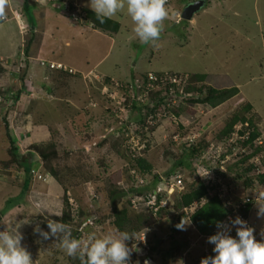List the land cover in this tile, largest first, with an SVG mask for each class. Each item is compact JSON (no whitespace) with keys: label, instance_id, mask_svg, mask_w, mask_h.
I'll return each instance as SVG.
<instances>
[{"label":"rangeland","instance_id":"obj_1","mask_svg":"<svg viewBox=\"0 0 264 264\" xmlns=\"http://www.w3.org/2000/svg\"><path fill=\"white\" fill-rule=\"evenodd\" d=\"M11 1L10 7L16 8L17 17L14 18L12 10L8 8L9 17L0 21V60L9 69L3 78L10 83V78L15 76L12 85H8L15 93L14 97L23 83L22 76L26 75H22V71L33 74L32 79L35 80L27 84L31 90L20 91L11 111H0V160H13L10 153L12 139L20 148L21 159L29 158L38 164L34 165L28 189L21 198L16 196L26 185L24 170L0 167V212L7 203L10 207L6 213L0 214V231L5 230L7 224L11 226L27 220L20 228L24 237L21 243L30 252L34 264L81 262L78 256H68L56 237L44 240L34 232L37 226L50 231L48 220L61 222L65 214H76L79 208L86 215L79 228V239L86 240L93 233H120L112 223L114 209L109 207V200L106 201V190L114 184L130 190L142 184L140 179L144 184H149L156 175L165 181L168 179L165 174L173 168L184 146L191 141L206 140L209 143L208 150L197 161L200 164L197 173L206 175L209 183L212 179L217 184L224 182L223 189L230 191L235 198L247 196L255 189L258 194L264 192V184L256 181L247 188L244 178H236L253 160L264 164V147L260 157L255 156L246 164L231 168L225 176H217L201 164L205 158L217 166L224 153L226 157L221 161V168L228 170L230 164L239 159L240 152L256 150L258 143H252L249 148L239 146L230 152L229 143L216 139L225 121L246 102H251L249 113L255 115L257 128L264 132V0H205L208 3L204 6L206 10L201 7L190 20L182 17L184 8L190 2L170 0L167 5L169 18L164 21V30L159 40L149 44H142L135 36L134 24L126 9L112 17L121 22L119 30L109 32L100 27L99 30L91 25L88 28L82 26L89 22L85 9L92 10L90 0H78L85 5L83 8L74 0H65V6L46 8V13H36V0H28V4L32 5L29 11H24V0ZM56 1L62 4L61 0ZM79 10L86 21L74 20L73 13L77 14ZM30 18L35 23L32 28L29 27ZM20 24L25 28H21ZM39 60L60 61L75 72L62 76L58 71H47L49 74L43 80L42 74L46 70ZM21 63L24 70L20 71ZM33 64L37 68H26ZM38 70L41 79L37 78ZM197 73L206 74L208 83L198 77L197 80L194 76ZM96 74L100 81H97ZM158 74L179 75L186 81H192L190 84L195 87L215 82L218 87H230L235 92L232 91L228 99L216 107L185 103V111L181 109L180 115H176L174 110L182 106V98L174 95L177 98L172 109L168 111L158 107L155 119L147 116L154 123H137L136 114L132 115L130 99L133 90L122 93L123 88L117 85L120 83L126 87L134 80L141 85L144 75H153L152 80H155ZM102 76H110L114 81H110V78L107 79L109 81L104 80ZM71 77L81 82L74 89L73 80L69 86ZM62 78L67 85L59 83ZM105 84L106 91L118 93L114 95L115 99L103 94L102 85ZM154 85L159 89L158 84ZM147 97L148 92L144 91L139 98ZM113 104L122 108L125 106V109L120 108L116 112ZM24 109H28L29 113L32 111L30 117L42 119L43 126H27L25 131L22 126ZM262 116L263 119H259ZM6 121L11 125L9 131ZM105 137L108 143L99 146V140ZM82 139L88 141L82 142ZM51 141L62 155L54 162L68 203L60 193L62 187L50 178L51 163H39L40 156L30 147ZM130 147L135 157H131ZM137 156L148 160L152 165L150 172L142 174L135 167ZM177 172L184 175L186 187L183 183L182 186L171 187L167 202L173 198L174 192L188 188L197 178V174L188 168L182 167ZM255 173L257 170L253 168L250 174ZM224 193L226 195L227 192ZM126 198L116 207L117 210L123 208L128 200ZM253 201L248 217L251 227L255 229L256 239L261 241L264 240V217L257 215L256 199ZM197 206L186 208L184 212L190 216ZM150 207L147 203L135 202L130 204L128 210L132 215H146L150 213ZM182 212L175 209L169 213L162 211L158 219L154 217L152 225L134 234V238L127 242L133 248V260L129 264H201L202 258L214 256L215 245L208 242V236L196 228L189 216L183 219L186 222L184 230H173ZM69 228L71 230V226ZM173 239L181 240L184 247L175 254L162 255L161 251L171 249ZM159 240L162 241L157 245L153 261L144 258L148 243L153 245Z\"/></svg>","mask_w":264,"mask_h":264},{"label":"trees","instance_id":"obj_2","mask_svg":"<svg viewBox=\"0 0 264 264\" xmlns=\"http://www.w3.org/2000/svg\"><path fill=\"white\" fill-rule=\"evenodd\" d=\"M23 8L26 11H29L30 7L32 5L28 4V0H24ZM88 20L90 23H93L95 27H100L105 30H108L109 32H116L120 28V22L118 20H115L113 18L108 19L105 18L104 23H101L97 18L96 14L93 10L85 9ZM93 17V18H92ZM31 19V26L35 25L33 22V19ZM46 71H58L60 72L59 75H63L64 73H71L68 70L63 69H53L49 65L45 66ZM9 69L4 64V61L0 60V76H5V73L8 72ZM74 73V72H73ZM24 74V72L22 73ZM24 76V75H23ZM22 76V78H23ZM98 75L96 74V77ZM197 79L200 78V80L205 81L207 79V75L204 73H197L194 75ZM194 76H191V78ZM98 78V77H97ZM104 80H107L110 78V81L114 78H111L110 76H102ZM198 80V79H197ZM59 83L61 85H66L63 78L62 80L59 79ZM97 81H100V78H98ZM109 81V80H107ZM130 82V85L124 86L123 89L125 90H133L134 94L130 97L132 99V105H133V112L132 115L136 114V122L142 123L143 125L145 123H154V121H150V119L147 118L148 115H150L151 119H155L158 115V107H164L166 110L172 109L173 103H175V97L174 95L179 96L182 98L181 107L177 110H174V113L176 115H180V111H185L183 105L185 103H190L193 105L198 104H207L211 107L219 106L220 104L224 103L229 95L233 92H235V89L233 88H220L217 86H213L211 84H207L206 86H192L191 84H188L183 91H180V87L178 85L174 84H168L166 86L158 87L157 89L155 86H149L150 79L147 75H144L143 83L140 82L141 85L137 84V82ZM192 82V81H191ZM190 82V83H191ZM104 83V82H102ZM103 86V85H102ZM126 88V89H125ZM172 90H174L172 92ZM21 89L18 90V93L16 94V100L19 99ZM148 92L147 99H140V95L143 92ZM15 94V93H14ZM155 100V101H153ZM152 101V102H151ZM183 107V108H182ZM4 109V108H3ZM145 109V111H144ZM252 109V104L250 101L246 102L244 106L240 109L235 111L224 123L223 127L218 132L216 139L218 141L224 140V142L229 143L230 146V152L239 146H242V148L246 147L249 148L252 146V143L256 141V138L260 132H258V128L255 124V115L250 114L249 112ZM4 111H11V107H8L4 109ZM132 111V110H131ZM5 112V113H6ZM259 118V117H258ZM259 119H263V116ZM6 127L7 131L10 129V124L8 121H6ZM37 123H42V119L36 120ZM85 138V137H84ZM82 142L88 141V139H82ZM90 141V140H89ZM108 140L106 137L102 140H99V146L107 144ZM11 147H10V153L12 154L11 157H13V160H0V167L2 169L7 168H13V169H23L26 173V185L23 187L22 191L16 196L18 198H21L25 191L28 189V181L29 177L31 175V172L35 169L34 165L38 164L33 161H31L29 158H20V148L16 144V141L11 139ZM47 142L46 143H37L32 144L30 147L32 150H34L35 153L40 156L38 158V162L41 163L43 161L50 162V171H51V177L54 181H56L61 186V180L59 178V175L57 174L56 166L54 159H60L62 157L61 153L58 151L56 144L54 142ZM96 144V143H95ZM46 147V148H44ZM50 147H52L50 149ZM262 147H264V144L258 147H256V150H253L249 153H242L238 154L239 159L236 160V162L231 163L228 170L222 169L221 161L226 157L224 153L221 155V159L218 161V165L220 166H213V162H209L205 158H203L201 164L204 165L207 169L213 170L217 176H225L227 171L233 167H238L240 164H246L245 162L250 161L255 156L260 154ZM209 143L205 140L204 142H195L191 141L188 144H186L183 148L182 154H180L179 157L174 162L173 168L170 169L165 175L168 179L181 175L182 181H184L183 177L180 172H177L182 167L191 169L194 174H197V178L191 182L188 186V188H185V183L183 182V187L179 192H174L175 195L172 199H170L169 202H167L165 205L161 203L162 194H158L157 196V207L150 209V213L146 215L142 214H136L132 215L129 213V206L131 203H133V199L135 196H140L141 202L148 201L150 196L155 194V191L157 190L159 183L161 182V176L156 175L153 178V181L149 184H144L145 182H142V184H139L136 188L132 189H125L121 188L120 186H117L116 184L111 185L109 187L106 193V201L109 200V207L114 209L113 211V220L112 223L115 225L116 228L120 232H127L130 235H134L145 229L146 227H149L152 225V220L158 219L160 215L162 214V211L171 212L173 209L175 210H182L183 212L179 215V220L177 223H175L173 230L177 231V225L180 224V222L188 218L189 215L184 212V209L190 208L197 204V208L192 212V214L189 216V219L194 223L196 228L205 235H210L214 232L215 229H217V222H220L226 218V216L232 211L227 205L229 198L233 197V208L236 209V211L241 212L244 216H248L250 214L251 207L253 205V201H246V198L250 196V194L257 193V189L251 190L250 193L247 194V196H239L235 198L230 191L227 190V193L229 194V197L225 196V193L223 191V184H217L214 182V180L209 183L206 175H199L197 173L199 165L197 164V161L203 157L204 153L208 150ZM30 153L33 155V152L30 151ZM9 161V162H8ZM263 163V162H262ZM136 165L135 167L142 173L145 174L150 172L152 170V165L148 162V160L145 157L137 156L136 159ZM220 167V168H219ZM255 168V164L251 162L248 166H245V170L242 174L237 175V179H243L244 184L247 186V188H250L254 182L257 181V183L264 184V172L250 174V171ZM33 173V172H32ZM40 173V172H39ZM246 175V176H245ZM208 181V182H207ZM62 187V186H61ZM63 188V187H62ZM60 193H62L65 197L66 203H68V197L66 196V190L65 188L62 189ZM133 196H132V195ZM129 198H126V197ZM15 197V198H16ZM123 198L128 199L126 201V204L123 206V208L117 210L116 207L122 202ZM12 201V200H10ZM11 203V202H10ZM129 204V206H128ZM14 205V204H12ZM11 205V206H12ZM173 209H172V208ZM10 209L8 203L4 207L3 211L0 212V214L6 213ZM85 211L82 210V208H79L77 213L71 212V214H65L61 218V222L65 223L69 227L71 226V236L72 238L79 239L81 236V230H79L80 225L84 221ZM236 237V235L234 236ZM162 240H159L155 244L151 245L150 242L148 243V246H146V250L143 254L144 258H147L150 261H153L152 258L155 255V252L157 251V245ZM184 247V244L181 240L173 239L171 249L166 251H161V254L164 256L171 255V252L175 254L177 250H180V248ZM130 260H133V256L131 255ZM81 264V262H79Z\"/></svg>","mask_w":264,"mask_h":264},{"label":"clouds","instance_id":"obj_3","mask_svg":"<svg viewBox=\"0 0 264 264\" xmlns=\"http://www.w3.org/2000/svg\"><path fill=\"white\" fill-rule=\"evenodd\" d=\"M10 5L11 0H0V21L9 17L6 10ZM167 5L168 0H90V7L101 23H104L105 18L111 19L117 12L126 9L134 24L133 32L142 44L159 40L164 30V21L169 18ZM12 13L14 18L17 17L16 9ZM82 20L86 21L85 18ZM22 27L25 28L21 25ZM258 132L260 133L253 143H257L261 136L264 138V132L260 129ZM130 154L135 157L131 147ZM255 202L258 207L257 215L264 217V192L258 194ZM27 222L25 220L11 226L7 224L6 229L0 231V264H34L30 252L21 243L24 237L20 228ZM185 223L182 220L177 228L184 230ZM231 223L232 226H238L236 237L229 234V225L222 221L217 222L219 231L208 237V242L215 245V255L202 258L201 264H264V240L258 241L254 235L255 229L248 226L241 217L237 216ZM47 226L50 231H44L37 226L34 232L44 240L56 237L62 250L68 256H78L81 264H129L133 248L127 242L134 236L127 232L103 235L93 233L86 240H82L72 238L71 230L65 223L48 220Z\"/></svg>","mask_w":264,"mask_h":264},{"label":"built area","instance_id":"obj_4","mask_svg":"<svg viewBox=\"0 0 264 264\" xmlns=\"http://www.w3.org/2000/svg\"><path fill=\"white\" fill-rule=\"evenodd\" d=\"M170 0H168L169 2ZM15 13V11H14ZM75 16H74V20L75 21H78V20H82L83 18L81 17V13L78 11L77 14L76 13H73ZM39 62H41V64L43 66H46V65H49L51 68L53 69H63V70H68L70 72H75L72 68L68 67L67 65L63 64L62 62H58V61H54V60H48V61H41L39 60ZM23 63L20 64V68L19 70H24L23 69ZM23 72V71H22ZM159 75V74H158ZM149 79H150V82H149V86H155L154 84H158L159 87L161 86H166L168 84H174V85H178L180 87V91L182 92L183 89L188 85L190 84V81H186L184 80L181 76L179 75H176V74H160L158 77L155 78V80H152L154 79V76L153 75H148ZM15 78V76H13V78H10V83L7 82V78H3V76H0V111L1 110H4L8 107H13L15 106V101H16V98L13 96L14 93L11 92L10 90V86L12 85V80ZM111 81H114L113 79ZM153 81V84L152 82ZM118 83V82H117ZM10 85V86H8ZM104 88L102 89V92L104 95H106V97L110 98H114L115 99V94H118L117 92L116 93H113V92H110V90L106 91L107 88L106 87V84L103 85ZM118 88L121 87L123 88V84H120L117 85ZM122 90V93H124V89H121ZM174 90H172L173 92ZM116 103V102H114ZM117 103H120V101H118ZM114 106V110L116 112L120 111V108L121 110L125 109L124 107L122 108L121 106L117 105V104H113ZM4 108V109H3ZM258 144H263L264 143V138L263 136H261L259 139H258ZM132 151H133V148H132ZM260 157V154L257 155ZM254 164H255V169L257 170V173H260V172H264V164L262 162H256L255 160H253ZM205 167V166H203ZM205 169L207 171H213V170H209L205 167ZM225 169V168H224ZM214 172V171H213ZM215 173V172H214ZM213 180V179H212ZM141 182H143L142 179H140ZM174 181V182H173ZM210 182V181H209ZM182 178H181V175H178V176H174L170 179H165V181H161L159 183V186L157 188V190L155 191V194H153L152 196L148 197L150 198L148 201H144V202H141V198L140 196H135V198L133 199V203L135 202H140V203H147V205H151L153 208H155L156 210L158 209L157 207V196L158 194H162L163 197H162V200H161V203L163 205H165L167 203V198L170 194H168V190L170 191L171 190V187H173L174 185L175 186H182ZM223 189V188H222ZM223 191L227 192L226 189H223ZM258 195V193H257ZM226 197H229V194L226 193L225 195ZM257 199V196H256V193L255 194H250V196H248L246 198V201H253ZM233 197H230L229 198V201H228V204L229 205L228 207L230 209H232V211L226 216V218L223 220V222H225L227 225H229L231 227V231H230V235L231 236H235L236 235V228L238 226H232V220H234L237 216L241 217L243 220H245L248 224V226L251 227V224H250V221H249V217L247 216H244L241 212H238L236 211V209H234L232 206L233 204ZM254 202V201H253ZM150 207V208H152ZM217 231H219V229H215L214 232L210 235H208V237H210L211 235H214ZM139 251V250H137ZM146 251V249H145Z\"/></svg>","mask_w":264,"mask_h":264},{"label":"crops","instance_id":"obj_5","mask_svg":"<svg viewBox=\"0 0 264 264\" xmlns=\"http://www.w3.org/2000/svg\"><path fill=\"white\" fill-rule=\"evenodd\" d=\"M38 3L36 4V5H34V6H36V13H40V11L42 12V13H46L45 11H44V9H46V8H53V7H56V8H59L60 6H65V0H61L62 1V4H60L59 2H57L56 0H36ZM43 1H45V2H43ZM192 1H194V0H188L187 1V3L188 2H192ZM74 2H75V4H81L80 2H78V0H74ZM209 2V1H208ZM186 3V4H187ZM11 4H12V1H11ZM208 3H205V0H204V4L202 5V8L204 7V6H206ZM80 7H85V5L84 4H81V6ZM10 8V10H15L14 9V7H9ZM206 8L207 7H204V10H206ZM7 11V10H6ZM25 11V10H24ZM194 18V17H193ZM193 18H191V19H193ZM115 20H117V19H115ZM119 21V20H118ZM120 22V21H119ZM71 23V22H70ZM120 24H121V22H120ZM80 25H82V24H80ZM92 26L93 28L95 27L94 25H93V23H90V22H87L85 25H82V26H87V28H88V26ZM90 26V27H91ZM97 28H99V27H97ZM99 30H100V28H99ZM112 39H113V37H111ZM29 56H32V55H29ZM33 57V56H32ZM60 62V61H59ZM36 66V64L34 65L33 64V66H30V67H28V69L30 68V69H32V68H34ZM35 68H37V67H35ZM39 71V70H38ZM26 75L25 76H23V79H22V85H21V90H24V91H29V90H31V89H29V88H27V84H28V82H32L33 83V80H35V79H32V75L30 74V75H28V73L26 72L25 73ZM40 71H39V75L37 76V78L38 79H41V77H40ZM46 74H49V72H44L43 74H42V78H43V80L44 79H46L47 78V75ZM63 76V75H62ZM70 77V76H69ZM208 78V77H207ZM70 79V78H69ZM71 80H73V82L71 81ZM215 81V80H214ZM68 82V81H67ZM71 82H72V88L74 89V87L76 86V84H79V83H81V82H79L76 78H74V77H71V79L69 80V86H71ZM66 83V82H65ZM206 83H208L207 82V80H206ZM68 83H66V85H67ZM213 86H217L218 87V85H217V83H215V82H212L211 83ZM33 87H34V85H33ZM29 89V90H28ZM28 109H24L23 110V112H22V117H24L23 119V123H22V126L24 127V129H25V131H27V129H28V127L27 126H32V125H35V127H37V128H39V127H42L43 126V122L42 123H37L36 122V120H38L37 118L36 119H34V118H32V117H30L33 113H32V111H30V113H29V111H27ZM31 114V115H30ZM41 125V126H40ZM34 127V128H35ZM26 138H28V137H26ZM29 139H31V136L29 137Z\"/></svg>","mask_w":264,"mask_h":264},{"label":"water","instance_id":"obj_6","mask_svg":"<svg viewBox=\"0 0 264 264\" xmlns=\"http://www.w3.org/2000/svg\"><path fill=\"white\" fill-rule=\"evenodd\" d=\"M204 4V0H195L193 2H190L186 5V7L183 10L182 17L186 20H190L193 18L195 13L200 10L202 5Z\"/></svg>","mask_w":264,"mask_h":264}]
</instances>
